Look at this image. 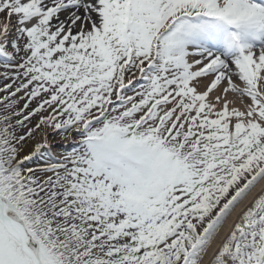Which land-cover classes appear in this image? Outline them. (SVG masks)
<instances>
[{
    "label": "snow or ice",
    "instance_id": "snow-or-ice-1",
    "mask_svg": "<svg viewBox=\"0 0 264 264\" xmlns=\"http://www.w3.org/2000/svg\"><path fill=\"white\" fill-rule=\"evenodd\" d=\"M261 180L264 0H0V264H264Z\"/></svg>",
    "mask_w": 264,
    "mask_h": 264
},
{
    "label": "bare ground",
    "instance_id": "bare-ground-1",
    "mask_svg": "<svg viewBox=\"0 0 264 264\" xmlns=\"http://www.w3.org/2000/svg\"><path fill=\"white\" fill-rule=\"evenodd\" d=\"M210 81V78L205 79L204 81H202V83H208ZM239 83V81H237ZM201 90H203V88H201ZM217 93H212L210 95H215ZM234 94H229V99H233ZM238 99V98H237ZM261 186H264V180H261L255 188L252 189L251 192L248 193V195L244 198V200L241 202V204L237 205L236 209L233 211V213L228 217L227 221L225 222L223 228L221 229V234H223L224 230L227 229L228 225L233 223L235 217H236V213L239 212L240 208L243 206V204L247 203L248 200L253 196V194H255ZM215 243V242H214Z\"/></svg>",
    "mask_w": 264,
    "mask_h": 264
},
{
    "label": "rangeland",
    "instance_id": "rangeland-1",
    "mask_svg": "<svg viewBox=\"0 0 264 264\" xmlns=\"http://www.w3.org/2000/svg\"><path fill=\"white\" fill-rule=\"evenodd\" d=\"M13 20H14V18H13ZM201 90V89H200ZM56 149H54V151H55Z\"/></svg>",
    "mask_w": 264,
    "mask_h": 264
}]
</instances>
